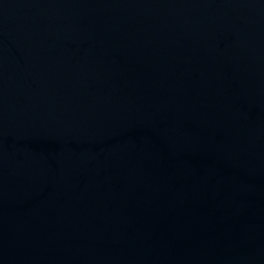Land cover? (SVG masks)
<instances>
[{"label": "water", "instance_id": "95a60500", "mask_svg": "<svg viewBox=\"0 0 264 264\" xmlns=\"http://www.w3.org/2000/svg\"><path fill=\"white\" fill-rule=\"evenodd\" d=\"M0 264H264V0H0Z\"/></svg>", "mask_w": 264, "mask_h": 264}]
</instances>
